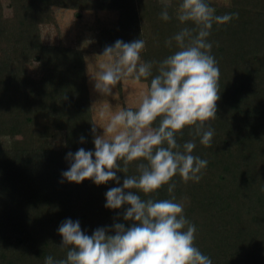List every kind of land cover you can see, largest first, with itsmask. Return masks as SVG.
I'll list each match as a JSON object with an SVG mask.
<instances>
[{
  "label": "trees",
  "instance_id": "1",
  "mask_svg": "<svg viewBox=\"0 0 264 264\" xmlns=\"http://www.w3.org/2000/svg\"><path fill=\"white\" fill-rule=\"evenodd\" d=\"M208 2L218 15L238 13L230 22L214 23L208 37L219 66L214 143L200 144L188 127L176 136L180 144L195 139L194 154L208 164L199 182H184L177 174L172 193L164 185L139 195L174 196L182 202L186 218L196 226L194 244L213 264H264V0ZM180 3L0 0V264H44L48 255L64 258L67 249L60 247L57 228L66 218L78 219L89 235L97 227L129 223L123 220L126 206H104L105 192L115 181L61 182L69 167L66 154L94 149L90 129L96 121L85 50L44 41L41 26L58 25L55 7L72 9L77 17L84 10H115L117 34L98 26V53L117 39L140 38L145 41L142 60L159 62L179 50L174 40L171 47L165 41L194 26L179 21ZM165 5L167 21L160 17ZM156 68L154 63L153 75ZM150 79L141 81L148 87ZM58 132L64 133V146H48L46 141ZM136 163L130 162L126 173L117 172L121 183L125 175H139Z\"/></svg>",
  "mask_w": 264,
  "mask_h": 264
},
{
  "label": "clouds",
  "instance_id": "2",
  "mask_svg": "<svg viewBox=\"0 0 264 264\" xmlns=\"http://www.w3.org/2000/svg\"><path fill=\"white\" fill-rule=\"evenodd\" d=\"M234 16L238 13L216 14L208 0H181L178 19L194 26L181 28L165 41L171 47L174 40L179 50L163 60H142L145 41L140 38L117 39L104 48L102 56L109 62L91 76L100 95H112L126 77L137 82L150 77V83L138 107L116 111L101 127L102 134L92 124L94 149L69 151L65 157L69 167L62 171L61 182L115 181L116 186L105 192L104 206L113 210L126 206L123 220L129 223L97 227L89 235L78 219L66 218L57 228L66 255L62 259L48 255L44 264H213L194 244L196 226L186 218L182 202L174 196L142 199L139 192L155 193L167 185L172 193L177 174L184 182L200 181L208 161L194 154L195 139L180 144L176 136L188 127L200 144L214 143L211 121L217 118L220 98L219 66L208 37L214 23L225 24ZM160 17L170 19L167 5ZM79 139L84 142L86 137ZM133 161L139 175H125L121 183L117 172L126 173Z\"/></svg>",
  "mask_w": 264,
  "mask_h": 264
},
{
  "label": "rangeland",
  "instance_id": "3",
  "mask_svg": "<svg viewBox=\"0 0 264 264\" xmlns=\"http://www.w3.org/2000/svg\"><path fill=\"white\" fill-rule=\"evenodd\" d=\"M5 4L7 0H2ZM170 3L171 0H162ZM214 3L227 4L229 0H210ZM55 14L58 25L44 24L41 26L44 41L48 43L63 42L68 45L83 48L86 56V66L88 71V83L90 88L93 115L98 128V134L103 133V127L109 121L112 114L124 108L138 107L142 96L147 90L144 82L134 81L131 77L122 79L121 91L116 86L113 94L102 96L94 90L92 77L99 69V66L108 63V57L98 53L97 30L98 26L108 27L111 34L116 35L115 24L118 12L115 10H84L82 16L77 17L74 10L64 7H55ZM8 10V9H7ZM148 26L144 23V29ZM33 94L38 93L37 88L32 87ZM48 146L61 148L64 146V133L58 132L52 139L46 141Z\"/></svg>",
  "mask_w": 264,
  "mask_h": 264
}]
</instances>
